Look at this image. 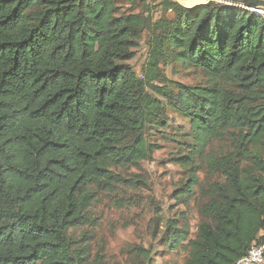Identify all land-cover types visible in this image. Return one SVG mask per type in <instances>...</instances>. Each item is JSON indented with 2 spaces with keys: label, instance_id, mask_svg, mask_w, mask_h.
Segmentation results:
<instances>
[{
  "label": "trees",
  "instance_id": "trees-1",
  "mask_svg": "<svg viewBox=\"0 0 264 264\" xmlns=\"http://www.w3.org/2000/svg\"><path fill=\"white\" fill-rule=\"evenodd\" d=\"M225 1L161 0L154 21L136 0H0V264H94V207L148 186L129 170L151 159L169 107L191 125L176 194L203 198L194 238L167 221L170 248L234 264L264 244V0ZM169 66L199 80H170Z\"/></svg>",
  "mask_w": 264,
  "mask_h": 264
},
{
  "label": "rangeland",
  "instance_id": "rangeland-1",
  "mask_svg": "<svg viewBox=\"0 0 264 264\" xmlns=\"http://www.w3.org/2000/svg\"><path fill=\"white\" fill-rule=\"evenodd\" d=\"M179 1V0H177ZM226 2L225 0H215ZM136 0L139 11L145 16L149 15L155 21L163 13L160 7L161 0ZM147 3L149 9H147ZM181 4L191 7L200 3L199 0ZM134 6L131 1L125 4V9ZM131 8V7H130ZM264 10V7H262ZM150 29L146 30L140 39V45L135 57L130 61L136 73L141 76L146 65L150 49ZM168 79L194 85L198 75L194 71L176 69L173 66L163 67ZM169 126L152 134L151 142L156 144L151 159L142 162L139 167L132 168L129 173L142 176L148 186L136 190H119L116 197H126L131 204L119 207L109 198L94 207L93 215L96 218L95 226L83 228L81 234L87 229L88 234L94 238L92 242V255L94 264L98 259L102 264H185L187 250L180 246L170 248L165 231L167 221L176 219L181 225L189 222L191 238L197 232V225L203 219L199 208L203 198L198 190L187 204H181L179 193L176 190L185 182L187 170L177 159L185 150L178 142L190 131V119L182 113L167 108ZM222 148L224 143H216ZM126 170V169H125ZM124 170V171H125ZM204 174H200L203 178ZM198 189V187H197ZM117 202V201H116ZM121 203V200L118 201ZM159 213H162V222L158 225ZM141 249L151 251V261L145 259ZM97 258V259H96Z\"/></svg>",
  "mask_w": 264,
  "mask_h": 264
},
{
  "label": "built area",
  "instance_id": "built-area-1",
  "mask_svg": "<svg viewBox=\"0 0 264 264\" xmlns=\"http://www.w3.org/2000/svg\"><path fill=\"white\" fill-rule=\"evenodd\" d=\"M204 1L205 3H208L210 1H215V0H204ZM256 10L260 14H264V10H262V8ZM234 264H264V244L255 243L250 248L248 253L245 256L241 257L239 260H237Z\"/></svg>",
  "mask_w": 264,
  "mask_h": 264
},
{
  "label": "bare ground",
  "instance_id": "bare-ground-1",
  "mask_svg": "<svg viewBox=\"0 0 264 264\" xmlns=\"http://www.w3.org/2000/svg\"><path fill=\"white\" fill-rule=\"evenodd\" d=\"M179 1H181V2H183V3H188V2H192L193 1V4L195 3V2H197V1H199V0H179Z\"/></svg>",
  "mask_w": 264,
  "mask_h": 264
}]
</instances>
